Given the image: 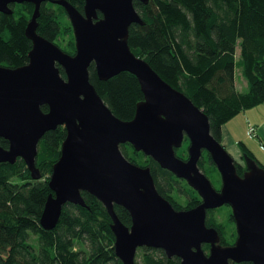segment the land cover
Listing matches in <instances>:
<instances>
[{
    "label": "water",
    "instance_id": "1",
    "mask_svg": "<svg viewBox=\"0 0 264 264\" xmlns=\"http://www.w3.org/2000/svg\"><path fill=\"white\" fill-rule=\"evenodd\" d=\"M48 1L63 6L71 21L74 54L38 32L41 5ZM135 1L85 0L81 11L69 0H0V12L6 14L14 13L12 3L33 5L25 27L32 41L28 62L0 66V138L9 141L8 148L0 145V163L21 158L32 177L40 178L39 143L46 132L64 125L67 135L40 218L43 229L56 227L65 204L87 207L85 191L111 216L115 252L124 264H136L143 247L162 249L168 258H180V264H264V167L244 154L246 168L240 174L235 158L212 134L205 111L131 49L130 26L145 23ZM92 63L101 80L123 71L138 78L144 99L132 119L116 116L98 93L90 80ZM185 136L190 140L187 160L176 154ZM126 143L185 179L202 201L176 209L158 191L151 168L123 154ZM204 150L221 174L220 189L199 167ZM115 205L129 211L131 225L119 218ZM223 205L232 208L236 223L233 244H222L219 231L207 224L208 211Z\"/></svg>",
    "mask_w": 264,
    "mask_h": 264
},
{
    "label": "trees",
    "instance_id": "2",
    "mask_svg": "<svg viewBox=\"0 0 264 264\" xmlns=\"http://www.w3.org/2000/svg\"><path fill=\"white\" fill-rule=\"evenodd\" d=\"M69 1L83 11L85 0ZM53 5L68 16L63 6L42 3L38 32L61 46L57 40L66 32L53 16ZM135 6L145 23L130 26L131 49L205 111L217 140H222L225 123L241 111L264 103V0H150L147 4L136 0ZM13 9V14L0 12V61L8 66L26 63L28 55L26 49L22 57L10 58L4 42L18 38L25 42L26 46H21L23 50L32 47L25 27L33 5L18 3ZM75 44L72 35L68 47L62 48L74 54ZM236 68L241 69L248 81L247 92L235 91ZM89 72L91 82L113 113L124 120L132 119L137 103L144 99L138 78L123 71L101 80L94 63ZM61 73L66 76L63 69ZM216 73L228 85L227 98H222L210 84ZM42 109L48 111L46 105ZM66 134V127L60 125L42 137L36 158L41 172L38 179L32 177L21 158L14 164L0 163V264H124L115 252L112 218L103 203L88 192H82L87 207L67 203L55 228L45 230L40 224L44 205L52 192L49 179L53 165L60 157ZM237 144L243 158L248 154L264 167L243 141ZM0 145L8 148L9 141L0 138ZM121 150L136 164L137 159L131 152L140 158L146 157L148 161L138 165L151 168L158 191L176 209H187L177 206L170 194L179 182L174 173L162 168L143 151H136L131 143L121 144ZM203 158L214 163L206 150ZM236 166L240 174L246 168L238 163ZM200 202L196 201V205ZM115 211L126 225H131L126 208L115 205ZM212 212L214 209L208 211L207 224L219 231L222 244H230L224 227L209 221ZM229 216L233 222V216ZM142 249V262L136 259V264H180V258H168L161 249ZM204 249L209 251V245L205 244Z\"/></svg>",
    "mask_w": 264,
    "mask_h": 264
},
{
    "label": "rangeland",
    "instance_id": "3",
    "mask_svg": "<svg viewBox=\"0 0 264 264\" xmlns=\"http://www.w3.org/2000/svg\"><path fill=\"white\" fill-rule=\"evenodd\" d=\"M51 7L53 10V16L55 17V19L57 21L60 22L61 30L66 32V35H60L57 42L61 45L60 46L61 48L62 47H68L69 42L72 39V35H73L74 41H75L74 30H73L71 21H70L68 16L64 15V12H62L58 8V6L53 5ZM70 26L72 29L70 28ZM237 53L238 54L240 53L239 48L237 49ZM219 78H220V73H216L214 75V77L212 78V82L210 84H211L212 88L216 89V92L222 98L224 96H225V98H227L230 95L228 85L226 82L220 81ZM235 81H236V85H235V91L236 92L240 93L242 91L243 92L248 91V81L243 76L240 68H237V70L235 72ZM246 110H247V112L245 114L244 111H246ZM246 110H243L239 113V114L244 115V116H239V117H243L242 119L244 120L245 128H246V126H249L252 124V123L248 122V125H247V115L248 114H251L252 116H254L255 113L257 112L256 113L257 116H260V117L264 116V103L257 104L251 108H247ZM252 125H254V124H252ZM244 131H245V134L247 135V133H246L247 131L246 130H244ZM241 134H242L241 137L246 136L244 134V132H242ZM247 136L245 138H243L242 140H244L245 143L249 145V147L254 152L256 158L264 166V138L261 142V141L256 139L257 137L256 138H249V136L248 137ZM189 146H190V140H189L188 136H185L182 146L176 149L177 155H179V157H181L183 159H187ZM237 151H238L237 153L236 152L231 153L230 151H228V152L235 158V164L238 163V164H241L243 166V165H245L244 158L242 157V150L239 148L238 144H237ZM203 153H204V151H203ZM130 155L137 159L138 164H144V162L148 161V159L146 157L141 156V158H142L141 159L138 155L134 154L133 152H131ZM242 166H241V168H242ZM199 167L209 177V179L211 180L214 187H216L217 189H220L222 186V178H221V174H220L217 166L214 163H211L210 161H208L207 158H203V154H202V156L199 160ZM241 168L238 167V169H241ZM170 194L172 195V198L175 201L177 206L179 205L182 208H187V209L196 205V201L201 200V197L198 194V192L193 187H191L187 183L186 180L181 179V178H179V182L178 181L176 182L175 188L172 191H170ZM230 214L233 216L232 208L229 205H223V206L217 208L216 210H214V212H212L210 214L209 221H211L213 223L217 222L221 227H224L226 239L229 240L230 243H234L237 239V230H236L235 220L233 222L230 221V216H229ZM143 252H144V250L142 248L139 249L137 252L136 259L140 262H142Z\"/></svg>",
    "mask_w": 264,
    "mask_h": 264
},
{
    "label": "crops",
    "instance_id": "4",
    "mask_svg": "<svg viewBox=\"0 0 264 264\" xmlns=\"http://www.w3.org/2000/svg\"><path fill=\"white\" fill-rule=\"evenodd\" d=\"M236 55L238 57L239 54L237 53ZM236 70H237V68H236ZM236 70H235V72H236ZM235 85H236V81H235ZM244 112L246 114L247 110ZM256 113L254 116H252L251 114L247 115V125H248V122L256 125V127L258 129V134H259V137H257L256 139L262 142V140L264 138V116H261V117L257 116ZM239 116H244V115L238 114L236 117H234L232 120L228 121L227 123H225L222 126V140H221V142L226 147V149L228 151H230L231 153H233V152L237 153L238 152L237 151L238 141H243L245 143V141L242 139L247 136L245 134L244 130L247 131L248 126H246V128H245V125H244L245 123H244V120L242 119L243 117H239ZM242 132H244V134L246 135L245 137H241ZM249 138H251V137H249ZM246 145L252 151V149L249 147V145L248 144H246Z\"/></svg>",
    "mask_w": 264,
    "mask_h": 264
},
{
    "label": "flooded vegetation",
    "instance_id": "5",
    "mask_svg": "<svg viewBox=\"0 0 264 264\" xmlns=\"http://www.w3.org/2000/svg\"><path fill=\"white\" fill-rule=\"evenodd\" d=\"M48 2H51V1H48ZM52 3V2H51ZM18 3L14 4H10V7L14 8ZM30 40V39H29ZM32 42V41H31ZM21 46H23V48L26 46L25 45V42L24 40H19L18 38H14L11 42L9 41L8 43L4 42V47H5V50L7 51V54L8 56L11 58V57H22L24 54L23 52L26 51L27 49V55L29 53V50H28V46L27 48H25L24 50L21 48ZM28 62V61H27ZM26 62V63H27ZM25 64V63H23ZM22 64V65H23ZM0 66H7V67H13V66H20V65H5L3 62L0 61ZM61 69H63L61 66H59ZM64 71V69H63ZM65 73V71H64ZM45 106V105H44ZM47 106V105H46ZM43 107V106H42ZM48 107V106H47ZM67 135V134H66ZM66 138V137H65ZM64 141V140H63ZM62 148V147H61ZM177 154V153H176ZM178 156V155H177ZM188 157H189V152H188ZM181 158V157H180ZM20 159V158H19ZM18 159V160H19ZM183 159V158H182ZM184 160H187V159H184ZM202 201V199H201ZM230 244H233V243H230ZM234 264H237V263H234ZM243 264H247V263H243Z\"/></svg>",
    "mask_w": 264,
    "mask_h": 264
},
{
    "label": "built area",
    "instance_id": "6",
    "mask_svg": "<svg viewBox=\"0 0 264 264\" xmlns=\"http://www.w3.org/2000/svg\"><path fill=\"white\" fill-rule=\"evenodd\" d=\"M248 135L250 137H257L258 136V130L257 127L255 125H249L248 126V131H247Z\"/></svg>",
    "mask_w": 264,
    "mask_h": 264
}]
</instances>
